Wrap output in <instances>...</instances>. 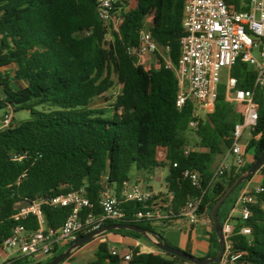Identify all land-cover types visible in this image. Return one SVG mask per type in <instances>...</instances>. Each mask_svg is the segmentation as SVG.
<instances>
[{
    "label": "trees",
    "instance_id": "obj_1",
    "mask_svg": "<svg viewBox=\"0 0 264 264\" xmlns=\"http://www.w3.org/2000/svg\"><path fill=\"white\" fill-rule=\"evenodd\" d=\"M226 2L238 11L250 9V0ZM97 3L98 0H0V68L14 65L13 78L26 83L16 90L10 85L9 72L0 73V86L5 94L0 99V109L12 105L14 112L31 113L29 119L13 120L0 130V241L17 224L28 230L39 227L36 216L14 219L15 206L21 201L32 202L85 188L99 211L104 185L120 196L133 170L144 172L148 179L158 166L168 167L166 183L169 191L174 192L175 213L189 198L198 196H202L199 213L209 212L227 187L264 151V90L256 89L259 121L247 144V149L254 150L253 161L240 168L232 164L212 182L216 157L229 151L234 127L243 119L236 104L227 99L225 83L219 86L214 111L200 121L195 132L199 139L197 146L205 150L188 147L186 132L190 130L194 105L191 101L181 109L176 105L179 91L176 70L181 56L180 40L185 34L184 0H137L132 9L123 13L119 31L110 41L108 28L98 16ZM124 3L117 1L115 10L123 12ZM145 28L151 32L160 58L169 48L167 55L173 67L162 64L146 69L129 54L128 48L139 44L140 31ZM230 74L237 78L238 88L253 89L257 73L248 63L238 60ZM115 75L122 87L112 98L113 105L109 109L92 107L96 98L115 85ZM42 106L48 109H40ZM162 150L166 155L160 161ZM185 169L200 174V187L183 176ZM259 173L264 187V165ZM249 180L221 206L222 225L235 207L239 190ZM121 201L126 220L107 221L105 226L116 223L139 226L158 241L169 244L164 232L170 220H133L142 204ZM252 211V217L245 222L252 230L249 236L239 232L242 219L232 218L236 225L234 250L246 252L244 264H264V191L252 205ZM43 212L46 225L57 229L72 208L44 204ZM109 232L146 240L132 230ZM83 236L80 234L78 239ZM210 236L208 257H213L219 251L214 226ZM72 244L57 249L45 261L16 257L4 264L48 263ZM155 248L158 253L130 247L132 258L126 264H193ZM87 264L123 262L120 255L111 253L107 241H101Z\"/></svg>",
    "mask_w": 264,
    "mask_h": 264
},
{
    "label": "built area",
    "instance_id": "obj_2",
    "mask_svg": "<svg viewBox=\"0 0 264 264\" xmlns=\"http://www.w3.org/2000/svg\"><path fill=\"white\" fill-rule=\"evenodd\" d=\"M117 1L126 2L123 4V12L115 10L114 4ZM132 8L127 0H98L97 13L108 28L107 40L111 33L119 31L123 13ZM183 14L182 26L185 34L180 40L181 56L176 70L179 83L176 105L181 109L188 101L193 103V118L188 127L196 132L204 115L214 111L219 86L222 84L223 74H226L227 99L238 104L243 115L242 121L234 127L229 154L233 156L234 164L238 168L243 167L246 164V147L249 141L245 134L247 133L250 139L259 121V104L255 100V90H264V0H250L248 11H238L228 5L226 0H184ZM157 51V44L146 28L140 31L139 44L128 48L129 54L146 69L159 68L162 64L173 67L167 55L169 48H166V54H162L161 58ZM258 51L260 58L255 55ZM238 60L248 63L256 70L253 89L238 88L237 78L231 76V68ZM13 114L14 106L9 105L3 115L5 126L10 124ZM228 168L227 159H224L215 170L212 182ZM183 176L193 186L200 187V174L197 171L185 169ZM263 191V181L253 184L249 180L242 187L234 207L243 222L239 228L240 234L251 235V227L245 222L252 217V205L257 202L258 195ZM173 197V191H169L165 197L152 189H141L137 185L124 183L120 196L104 185L99 200V211H96V206L88 198L85 188L51 198L37 199L32 201L30 206L17 210L14 219L20 221L36 216L39 227L28 230L17 224L12 233L0 241V251L10 250L18 257L40 261L43 257L51 256L57 249L77 241L80 234L87 235L100 230L107 221L126 220L127 215L121 207V199L142 204V209L133 215V220L161 222L184 218L192 224L203 222L213 227L209 212L199 213L202 196L189 198L178 213H175L172 207ZM44 204L71 207L72 212L59 228L54 229L46 225ZM233 217L231 213L222 225L225 251L220 264H244L242 259L246 252L234 250L236 225ZM111 253L120 255L123 263L132 258L131 251L121 253L115 247L111 248Z\"/></svg>",
    "mask_w": 264,
    "mask_h": 264
},
{
    "label": "crops",
    "instance_id": "obj_3",
    "mask_svg": "<svg viewBox=\"0 0 264 264\" xmlns=\"http://www.w3.org/2000/svg\"><path fill=\"white\" fill-rule=\"evenodd\" d=\"M15 69L16 67L14 65L10 67L0 68V73L5 75L7 72H9L11 77L10 85L12 88L17 90L19 88L26 86V83L24 81L16 80L13 78ZM4 98H5L4 90L3 87L0 86V99L3 100ZM236 108L239 112L242 110L240 109V106H238V104H236ZM5 110L6 108L3 109L4 113ZM205 116L206 115H204V118ZM13 120H15V112L12 117V121ZM5 127L6 126L3 124V116H0V130L4 129ZM246 138L249 140V137ZM198 141H199L198 137L197 139L189 141L191 145L189 144L188 147L191 149L205 150L204 148L197 146ZM249 149L250 148L247 149L246 147V163H250L253 161L254 153L253 154L249 153ZM165 155H166V151L164 150L160 154L159 160L163 161L165 159ZM224 159H227V163L229 164V166L234 164V158L229 154L228 151L225 155H219L216 157V160L212 167L213 171H215L218 168V166ZM167 175H168V167H164V166L156 167L154 173L151 174L148 179L144 172L133 170L131 173V180L128 183L131 186L137 185L141 189H152L156 193H159L167 197L169 192L166 183ZM150 181L159 184L160 188L155 190L153 185L150 183ZM252 183L255 184L253 181ZM241 189L239 190L238 196L241 192ZM231 213L233 214L234 217H239V213L236 210H234V208L232 209ZM211 231H212V227L207 224H204L203 222L192 224L184 218H174L170 220L169 226L165 229L164 236L167 242L171 246L186 251L198 258H203V257H208V254L211 250V246H212L211 236H210ZM101 237H102L101 239L102 241H107L110 244L111 248L115 247L121 253L129 252L130 247H138L142 252H148V251H153L156 253L159 252L154 247V245L150 244L148 241L144 239H136L129 237L127 235L114 233V232H107L103 234ZM0 255L3 257L2 264H4L9 259L18 257L14 251H10V250L0 251ZM48 258L49 257H43L40 261H45ZM64 264L66 263L64 262Z\"/></svg>",
    "mask_w": 264,
    "mask_h": 264
},
{
    "label": "water",
    "instance_id": "obj_4",
    "mask_svg": "<svg viewBox=\"0 0 264 264\" xmlns=\"http://www.w3.org/2000/svg\"><path fill=\"white\" fill-rule=\"evenodd\" d=\"M264 165V151L262 154L257 158V160L250 166L248 170L240 174L234 182L227 187L225 192L222 194V196L213 204V206L209 210V214L212 218L213 221V226L215 229V232L218 237L219 241V251L216 256L213 257H203V258H198L186 251H183L179 248L173 247L163 241H158L154 235L146 231L145 229L135 226V225H130V224H122V223H116L112 225H107L101 228L100 230L94 231L90 234H87L77 241H75L71 246H69L64 252L61 254L57 255L54 257L51 261L48 263H42V264H60L63 260H65L67 257H69L72 252L75 250L79 249L83 245L91 242L95 238L102 236L103 234L113 231V230H121V229H126V230H132L141 233L145 239L158 249L170 253L172 255H175L177 257L186 259L193 264H210V263H220L222 256L225 251V239L223 235V230H222V224L220 221L219 217V212L220 208L225 202V200L244 182L249 180L252 176H254L257 172H259V169ZM31 201L29 200H24L18 203L15 206L16 210H19L21 208L27 207L31 205Z\"/></svg>",
    "mask_w": 264,
    "mask_h": 264
},
{
    "label": "rangeland",
    "instance_id": "obj_5",
    "mask_svg": "<svg viewBox=\"0 0 264 264\" xmlns=\"http://www.w3.org/2000/svg\"><path fill=\"white\" fill-rule=\"evenodd\" d=\"M127 1H128V4H130L132 7H134L137 4V0H127ZM114 34L115 33H111L109 35L108 41H110L114 38ZM255 55L257 58H260L259 51L255 52ZM226 77H227L226 74H223L222 83L225 82ZM113 78L115 81V85L104 96L96 98L91 104L92 107H94V108L107 107V109H109V107L111 105H113L112 98L121 91V87H122V83L119 80V77L117 75H115ZM39 108L40 109H46V110L48 109L47 106L46 107L42 106ZM3 113H4L3 109H0V116H3L4 115ZM30 117H31V113L28 110H20V111L15 112V120L17 122L29 119ZM186 135H187L189 141L197 139L196 133L192 130H188L186 132ZM246 137H247V133L245 134V138ZM189 144L191 145L190 142H189ZM162 151H164V150H162ZM162 151L160 152V154L162 153ZM249 153L253 154L254 150L252 148H250ZM251 180L255 184H259L263 181V176L259 172H257ZM150 183L153 185L155 190L160 188L159 184H157L153 181H150ZM101 239H102V237L99 236V237L95 238L94 240H92L91 242L87 243L81 249L75 250L74 252H72L71 257L65 261V263L66 264H87V263H89L90 260L93 259L95 251H96L99 243L102 241ZM2 261H3V257L0 255V264H2ZM60 264H64V262H62Z\"/></svg>",
    "mask_w": 264,
    "mask_h": 264
}]
</instances>
